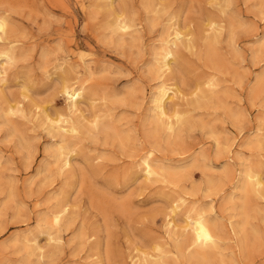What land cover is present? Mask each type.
I'll return each instance as SVG.
<instances>
[{
    "label": "rangeland",
    "instance_id": "obj_1",
    "mask_svg": "<svg viewBox=\"0 0 264 264\" xmlns=\"http://www.w3.org/2000/svg\"><path fill=\"white\" fill-rule=\"evenodd\" d=\"M105 2L0 0V16L10 24L0 48L17 52L14 63L3 65L0 86V264H132L145 255L155 264H199L191 250L174 249L186 247L191 237L182 220L192 207L222 234L206 264H264V44L258 46L264 43V0H124V15L137 25L125 41L110 34ZM210 20L220 25L217 34ZM172 22L195 45L180 47L171 75L164 76L169 82L174 77L171 84L181 93L175 108L183 113L178 134L169 136L150 112L159 82L150 65ZM213 33L218 44L209 50ZM63 73L92 94L71 119L58 83ZM203 79L217 82L219 99ZM17 101L23 116L5 118L7 105ZM42 110L76 120L80 128L81 135L68 139L74 152L67 169L54 161L51 147L59 137L46 132ZM121 137H131L122 138L126 147ZM149 149L159 171L152 181L141 172ZM245 166L259 172L262 197L241 196ZM173 197L185 202L175 213ZM64 202L71 224L58 233L60 241L37 234L41 221ZM172 221L175 226H167ZM30 234L40 248L32 256L25 247L33 242L23 240Z\"/></svg>",
    "mask_w": 264,
    "mask_h": 264
},
{
    "label": "bare ground",
    "instance_id": "obj_2",
    "mask_svg": "<svg viewBox=\"0 0 264 264\" xmlns=\"http://www.w3.org/2000/svg\"><path fill=\"white\" fill-rule=\"evenodd\" d=\"M104 4V11L107 13V19L110 18L109 22L107 23V28L111 30L112 36L116 37L118 41H125V36L129 37L130 39L132 38L137 25L135 24L134 20L131 18H128L129 16L124 15L125 13V2L121 3V1L124 0H117L119 3H116L115 6L113 4L115 3L114 0H105ZM116 1V2H117ZM146 3H149L148 0H146ZM151 1V0H150ZM145 3V2H144ZM145 3V4H146ZM153 4V2H152ZM225 4V3H224ZM228 6V3H226ZM154 5V4H153ZM117 6V8H116ZM151 5H148V7ZM224 6V5H223ZM222 6V7H223ZM154 8V7H153ZM225 8V7H224ZM100 9V8H99ZM154 10V9H153ZM155 11V10H154ZM224 11V10H223ZM153 12V11H152ZM225 12V11H224ZM227 14V13H226ZM135 17V16H134ZM172 20V18H170ZM211 21V20H210ZM171 22V21H170ZM212 22V21H211ZM209 24V23H208ZM9 23L6 17L0 16V41L9 35L10 28H9ZM206 25V24H205ZM204 25V26H205ZM206 27V26H205ZM208 27V26H207ZM209 27L211 28V32L214 31V33H218L219 30L221 29L220 25L216 24V22H212L209 24ZM170 30V31H169ZM206 30V29H204ZM108 32V31H107ZM212 34L213 37L210 39V41H207V48L209 50H213L215 46L218 44V37L216 34ZM232 37V34H231ZM110 38V37H109ZM128 38V39H129ZM206 38V37H205ZM205 38L203 41H205ZM134 39V38H133ZM208 39V38H206ZM231 39V38H230ZM115 40V39H111ZM192 41V40H191ZM130 42V40H129ZM118 43V42H117ZM264 43H258V46H262ZM195 45V44H194ZM193 45V46H194ZM193 46L190 44V39H188V35L183 34L182 31H180L179 27L175 22L170 23V25L167 27V31L165 32V36L161 40L160 46L158 47V52L156 51L154 53L153 57V64L150 65V71L155 72L157 79L159 82L157 83V87L152 95L151 98V104H152V109L150 112H152V117L157 121V123L162 126L165 132L169 133L171 135L178 134L176 130L178 125L183 123V113L179 112L175 107H176V101L181 99V93L177 90L175 86L171 84L173 81L171 78V82L165 80L164 76L166 74H170L171 71L173 70V64L178 60L179 58V48L184 47L185 49H192ZM259 48V47H258ZM264 48V47H263ZM206 49V48H205ZM206 51V50H205ZM17 53V52H15ZM15 53H14V48L13 47H7V48H0V86H2L5 83V75H6V70L3 68L4 64H12L15 61ZM215 54V53H214ZM214 55H211V58ZM208 57V56H207ZM149 67V66H148ZM149 71V70H148ZM150 74V73H149ZM176 74V72H175ZM171 75V74H170ZM173 75V73H172ZM170 80V79H169ZM175 80V79H174ZM205 80V79H203ZM58 83L60 84V88L63 92L64 95L67 97V111H68V116L71 119L74 116H77V114H81V105L85 101H92V94H88V92L85 91V89L82 87V85H77L74 86V84L68 83V80H66V76L63 74L59 75L58 78ZM200 81V80H199ZM198 82V81H197ZM203 82V81H200ZM217 83V82H216ZM216 83L213 79H206L202 85L207 91H210L211 95L214 97V99H219L218 95L214 92V87L216 86ZM262 83V78H257L256 83H255V88H259V85ZM264 85V83H263ZM27 86V85H26ZM198 87V86H197ZM27 89V87H24ZM255 88L251 91V94L254 95L256 93ZM198 89V88H196ZM204 90V89H202ZM201 90V91H202ZM200 91V90H198ZM91 93V92H90ZM96 93V92H95ZM128 92H126L127 94ZM97 94V93H96ZM103 94V92H102ZM200 94V92H199ZM208 94V93H207ZM116 95V94H115ZM114 95V96H115ZM98 96V95H97ZM106 96V92H105ZM120 96V95H119ZM207 97V96H206ZM205 97V99H207ZM102 98V97H101ZM108 98V97H107ZM119 99V98H117ZM134 99V97H133ZM204 99V100H205ZM215 99V100H216ZM94 100V98H93ZM100 100V99H99ZM196 100V99H195ZM199 100V98H198ZM208 100V99H207ZM111 101V100H110ZM114 102V100L112 99ZM130 101V100H129ZM212 101V100H211ZM117 102V101H116ZM118 103V102H117ZM200 102H198L199 104ZM203 103V102H202ZM211 103V102H209ZM197 104V105H198ZM212 104V103H211ZM6 106V105H5ZM35 108H38V106H35ZM193 107V106H192ZM202 107V106H201ZM200 107V108H201ZM222 107V106H221ZM1 108V107H0ZM196 108V107H195ZM6 111L5 113V118L7 116H13L17 113L21 114L23 116V108L22 104L20 101L14 102L11 105H7V108H5ZM228 112V111H227ZM2 114V112H1ZM37 114V113H36ZM48 114V113H47ZM45 113V110H42L40 112V117H42L43 122L46 124L48 134H51L52 137H59V142L53 147V157L55 163H59L61 166L60 168L67 169L71 166V155L74 152V149L68 145V139L73 138L76 135L80 134V128L76 123V120L70 121L68 117H65L61 115L60 113L56 115L55 118L49 117ZM57 114V113H56ZM229 114V113H228ZM234 114V113H233ZM232 115V114H231ZM230 116V114H229ZM235 116V115H234ZM80 117V115H79ZM79 117L77 118L79 120ZM104 117V116H103ZM4 118V117H3ZM83 118V117H82ZM8 119V118H7ZM103 122V120H102ZM105 122V121H104ZM103 122V123H104ZM8 123V120H7ZM43 123V124H44ZM101 123V122H100ZM44 124V125H45ZM95 123L94 127H97ZM110 124V123H109ZM8 125V124H7ZM108 125V124H107ZM158 125V126H159ZM193 125V124H192ZM191 125V126H192ZM101 126V125H100ZM112 126V125H111ZM157 126V127H158ZM261 126V125H260ZM83 127V126H82ZM93 128V127H92ZM94 129V128H93ZM97 129V128H96ZM95 129V130H96ZM105 130V129H104ZM108 130V129H106ZM189 130V129H188ZM187 130V131H188ZM13 131V130H12ZM102 131V130H101ZM111 131V130H110ZM156 132V131H155ZM181 132V131H180ZM13 134V133H12ZM107 134V131H106ZM149 134V133H147ZM153 134V133H152ZM156 134V133H155ZM14 135V134H13ZM81 135V134H80ZM105 135V134H104ZM115 135V134H114ZM127 136L126 134H122ZM150 135V134H149ZM107 136V135H106ZM151 136V135H150ZM154 136V135H153ZM158 136H160L158 134ZM177 136V135H176ZM182 136V135H181ZM23 137V136H22ZM51 137V138H52ZM113 137V136H112ZM258 137V135H257ZM121 137L120 140H122ZM126 138V137H125ZM124 138V139H125ZM131 137H128V139ZM175 138V137H174ZM263 138V137H261ZM23 139V138H22ZM127 139V138H126ZM125 139V140H126ZM127 139L126 142H129ZM169 139V138H168ZM24 140V139H23ZM26 140V139H25ZM113 140L114 139L113 137ZM253 140V139H252ZM260 140V139H259ZM22 141V140H21ZM57 141V140H56ZM159 141V140H158ZM169 141V140H168ZM122 143L125 141H121ZM161 142V141H160ZM174 142V141H173ZM256 143L260 145V142L256 139ZM254 142V143H255ZM123 143V146H125ZM172 143V142H170ZM119 144V143H118ZM128 144V143H127ZM179 144V143H178ZM262 144V143H261ZM129 145V144H128ZM255 145V144H254ZM249 146V145H248ZM256 146V145H255ZM126 147V146H125ZM124 148V147H122ZM128 148V146H127ZM52 152V150H51ZM153 149H149L143 156L142 159V173L144 175L145 180L147 181H152L154 180L157 176H159V171L158 169L153 165V162L151 160L153 156ZM76 153V152H75ZM52 155V154H51ZM53 159V158H52ZM193 161V160H192ZM204 162V161H203ZM157 165V164H155ZM162 165H160L161 167ZM182 166V165H181ZM193 166V165H192ZM159 167V168H160ZM184 167V166H183ZM59 168V169H60ZM180 168V167H179ZM182 168V167H181ZM186 168V167H185ZM187 168H190L188 166ZM242 168V167H241ZM171 169V168H170ZM163 170V167L161 168V172ZM179 169H177L178 172ZM186 170V169H185ZM172 171V170H171ZM170 171V172H171ZM181 172V171H180ZM166 173V172H165ZM184 173V172H183ZM161 174V173H160ZM163 174V173H162ZM161 174V175H162ZM170 175V174H169ZM179 175V176H178ZM163 176V175H162ZM165 176V174H164ZM178 178L180 177V174H177ZM176 176V177H177ZM240 176H241V184L237 187L239 192L242 193L241 196L244 198L247 197V195H253V196H261L262 197V179L259 174V172L254 171L251 167L245 166V168L240 171ZM143 177V176H142ZM175 178V177H174ZM226 178V177H224ZM157 179V178H156ZM176 179V178H175ZM209 179V178H208ZM207 179V180H208ZM219 179V178H218ZM165 180V179H164ZM168 180V177H167ZM170 180V179H169ZM173 180V179H172ZM216 180V179H215ZM156 181V180H155ZM175 181V180H174ZM210 181H213V179ZM238 181V180H237ZM158 182V181H157ZM169 182V181H168ZM221 182V181H220ZM165 183V182H164ZM174 183V182H173ZM207 183V182H206ZM218 183V182H217ZM238 183V182H237ZM235 184V183H234ZM221 186V185H220ZM210 188V187H209ZM212 188V187H211ZM216 188V187H214ZM234 188V187H233ZM236 188V187H235ZM220 190V189H219ZM238 193V192H237ZM179 195V194H178ZM177 198L179 196H176ZM182 197V196H181ZM236 197V196H235ZM238 197V196H237ZM236 197V198H237ZM233 194H230L229 199L232 200ZM184 199V198H183ZM242 199V198H241ZM263 199V198H262ZM173 204L171 210L173 213L176 212L179 208H183V203H185L183 200L181 201H175V198L173 197ZM179 200V199H178ZM233 201V200H232ZM243 201V200H242ZM168 203V202H167ZM172 203V202H171ZM243 203V202H242ZM169 205V203L167 204ZM169 208V207H168ZM186 208V207H184ZM193 208V207H192ZM192 208L189 210H186L183 216L182 222L185 224L184 228L190 227L191 231H188L189 233L191 232V237L187 242L186 247L183 249L180 248L178 245L174 247L175 252H189V257L192 259H195L199 264H206L209 261V258L211 256V251L216 250L219 248V242H220V237H219V228L215 225L214 222L210 221L202 212H193ZM188 209V208H187ZM200 209V208H199ZM242 211L245 212L244 206L241 207ZM170 210V211H171ZM182 210V209H181ZM203 211V210H202ZM179 212V211H178ZM260 212V211H259ZM177 214V213H176ZM263 214V213H262ZM170 218V217H169ZM248 219V218H247ZM246 219V220H247ZM171 220V219H169ZM175 221V220H174ZM218 223V222H217ZM71 224V216L69 214V206L68 202L60 203L55 206L53 211L46 216L41 223L38 225L36 228V233L37 234H46L50 241H60V236L58 233H60L61 230L66 228ZM176 224V223H175ZM230 224V223H229ZM233 224V223H232ZM167 226L174 227V223L169 222ZM179 226V225H178ZM231 234H233L234 237L238 236L239 230L236 229L235 226L231 225ZM180 227V226H179ZM183 227V226H182ZM169 228V227H168ZM177 228V227H176ZM181 228V227H180ZM223 228V227H221ZM179 229V228H178ZM171 230V228H170ZM174 230V229H173ZM185 230V229H184ZM35 232V231H34ZM62 232V231H61ZM33 233V232H32ZM57 233L58 236H53V234ZM29 236H32L33 238H28ZM29 236L26 235V237L23 238L24 241H31L33 242V246L31 247H25L26 254L28 256H32L35 252L40 250L39 246L35 242L36 236L35 234H30ZM82 235H79L78 239L81 238ZM175 236V235H174ZM38 237V235H37ZM185 237V236H184ZM85 238V237H84ZM187 239H185L186 241ZM38 242V241H37ZM87 242V241H86ZM242 242V241H241ZM157 244V243H156ZM242 244V243H241ZM158 245V244H157ZM161 245V243H160ZM27 246V245H25ZM156 250H161L160 247L156 246ZM158 251V252H159ZM157 252V251H156ZM143 253V252H142ZM162 253V252H161ZM185 253V254H186ZM144 254V253H143ZM152 254V253H151ZM176 254V253H175ZM183 254V253H182ZM184 255V254H183ZM216 255V254H215ZM146 256V255H145ZM143 257L142 259H139V257H135L134 260H132V264H155L154 262H150L147 260L146 257ZM178 256V255H176ZM182 256V255H181ZM186 257V255H184ZM153 257V256H152ZM158 257V256H157ZM165 256H161V259H163ZM134 257L132 256V259ZM149 258V257H148ZM151 258V257H150ZM184 258V257H183ZM187 260V258H186ZM212 260V259H211ZM216 260V259H215ZM161 261V260H160ZM195 261V262H196ZM221 261V260H219ZM159 262V260H158ZM233 262V261H232ZM220 263V262H219ZM221 263L224 264L223 261ZM27 264V263H26ZM197 264V263H196ZM229 264V263H228Z\"/></svg>",
    "mask_w": 264,
    "mask_h": 264
}]
</instances>
